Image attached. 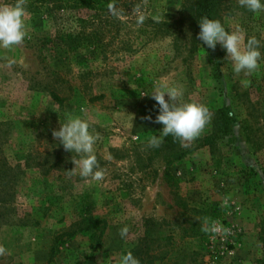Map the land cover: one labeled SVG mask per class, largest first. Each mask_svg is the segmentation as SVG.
Here are the masks:
<instances>
[{"label": "rangeland", "instance_id": "1", "mask_svg": "<svg viewBox=\"0 0 264 264\" xmlns=\"http://www.w3.org/2000/svg\"><path fill=\"white\" fill-rule=\"evenodd\" d=\"M137 3L141 0L127 6L119 33L107 39L105 54H71L49 47L43 37L50 28L41 15L27 11L30 38L11 49L0 47V121L9 123L13 153L22 155L19 144H35L41 151L45 138L49 145L50 140L60 143L52 131L66 123L65 113H71L101 134L94 150L105 170L102 181L64 170L46 174L36 167L25 170L13 198L0 205V245L11 253L0 256V264H119L128 251L142 252L143 262L150 253L155 264H261L264 12L253 13L238 0H221L219 20L226 31L242 30L245 42L255 36L261 58L250 76L237 75L226 50L217 44L221 77L216 79L202 44L193 42L185 24L177 23L182 0H148L144 9L148 18L140 26L132 12ZM4 4L10 0H0ZM157 14L171 25H156L152 16ZM243 80H250V85L245 87ZM160 83L182 85L183 101L207 106L212 118L223 107L236 117L234 133L214 149L203 144L212 131V119L188 147L179 142L185 155L169 169L188 207L217 208L215 219L205 216L200 222L220 231L189 236V222L199 216L179 204L163 176L160 146L148 144L150 137L160 136L163 125L153 122L159 106L144 94ZM51 89L67 97L62 105L51 98ZM147 116L152 120L144 119ZM225 197L230 199L221 207ZM86 214L101 221V244L97 246L87 233H77L49 261L53 237ZM124 226L129 232L121 238ZM223 229H230V234Z\"/></svg>", "mask_w": 264, "mask_h": 264}, {"label": "trees", "instance_id": "2", "mask_svg": "<svg viewBox=\"0 0 264 264\" xmlns=\"http://www.w3.org/2000/svg\"><path fill=\"white\" fill-rule=\"evenodd\" d=\"M131 2H135V0H27L26 11L41 15L47 28H50L48 35L43 37L49 47L61 48L71 54L94 52L105 54L108 47L107 39L109 36L111 38L119 33L120 18L126 14L127 6L131 5ZM10 3L14 4L15 0H10ZM109 3H114L121 11L122 14L119 17H114L109 13ZM221 5V0H182L177 20V23L181 22L188 27L193 42L202 44L216 79L221 77V55L217 47L213 51L198 39L200 32L198 21L205 16L214 20L221 19ZM155 24L171 25V23L164 21ZM50 96L60 105L67 98L61 97L57 89H51ZM236 122L235 115L227 107L215 110L212 118V131L203 138V144L214 149L226 137L234 133ZM8 125L9 123L0 121L1 206L7 203L6 200L12 196V193L14 194L18 180L21 175H24L25 170L36 167L44 174L55 169L64 170L65 173H68L67 171H70L72 166V152L66 151L62 144L53 140H50L51 145H49L47 138H45L47 145L41 151L35 149L37 147L35 144L26 147L19 144L17 148L21 150L22 155L18 158V153H13L14 149L7 137L6 127ZM43 125L47 124L43 122ZM160 148L165 164L163 175L165 180L174 189V195L179 204L184 209L188 208L192 213L194 212L195 215L199 216V220L192 217L194 219L189 222V236H200L204 233L201 230L202 223L200 220L205 216L215 219L217 208L212 209L211 206L204 204L200 209L196 208L195 205L188 207L178 195V179L169 170L174 163L183 158L185 152L179 145V140H175L171 135L163 138ZM100 224L101 221L90 214H86L80 220L71 223L68 228L63 229L53 237L49 249V261H52L58 254L64 241L77 233L89 234L91 241H96L97 246L100 245L103 236V229ZM133 253L140 264H155V257L149 255L150 253H147L148 260L146 262L141 260L142 252L134 251ZM261 264H264V256Z\"/></svg>", "mask_w": 264, "mask_h": 264}, {"label": "clouds", "instance_id": "3", "mask_svg": "<svg viewBox=\"0 0 264 264\" xmlns=\"http://www.w3.org/2000/svg\"><path fill=\"white\" fill-rule=\"evenodd\" d=\"M147 4L148 0H141V3L135 4L132 8L138 26L142 25L148 18L144 11ZM238 4L253 13L264 12V3H261V0H238ZM26 5L27 0H15L14 4L0 5V47L11 49L14 46H20L28 37L24 19ZM108 10L114 17H119L122 14L114 3H109ZM152 19L159 23L162 17L157 14L152 16ZM198 23L200 27L198 39L213 51L217 44H220L226 50V59L233 62L234 72L237 75L243 72L245 76H250L258 70L261 43L255 36L247 38L245 42V35L242 30L226 31L220 20L210 19L206 16L201 17ZM9 63L13 62L10 61ZM250 83V80L242 81L245 87ZM144 95H150L158 104L159 114L153 122L163 125L159 137L152 136L149 138L150 147H159L163 138L169 135L175 140H179L183 147H188L191 142L202 135L206 125L212 119L207 106L197 102L183 101L184 89L182 85L170 86L167 83H160L154 85L151 94ZM166 95L167 100L165 99ZM65 119L66 123L61 124L59 130H53L52 135L59 140L66 151L77 154L71 158L75 167L67 172L70 175L78 173L80 177L85 179L91 178L94 181H102L105 177V170L101 168L94 150L96 142L102 139L101 134L94 129L90 131L88 121L79 116L65 113ZM144 119L152 120V117L147 116ZM106 159H111V157L107 156ZM229 199L230 197H225L221 207H226ZM209 230L220 231L215 225L202 227V231L207 232ZM223 231L230 234V229H223ZM128 232V226H124L119 230V235L124 238ZM10 254V251L0 245V256ZM119 264H140V261L131 251H128L120 257Z\"/></svg>", "mask_w": 264, "mask_h": 264}]
</instances>
